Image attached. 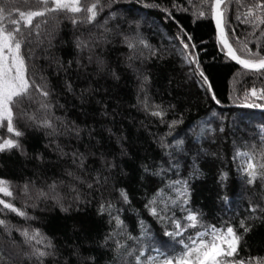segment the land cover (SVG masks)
<instances>
[{
	"label": "trees",
	"instance_id": "obj_1",
	"mask_svg": "<svg viewBox=\"0 0 264 264\" xmlns=\"http://www.w3.org/2000/svg\"><path fill=\"white\" fill-rule=\"evenodd\" d=\"M2 2V0H0ZM200 0H119L115 6L116 10L123 14L128 20H133L139 24L140 34L147 40L148 44L157 49L155 56L148 57V50H145V59H127L133 53L122 43L119 38L111 39L108 43L102 44L94 49L100 55L106 70L97 73L96 63H87L88 53H83V63L87 65V75L84 70L79 72L75 66L77 53L73 45V36L80 31H85L83 26H74L68 19H62L58 23L49 21L47 27L54 32L50 46L49 41L44 40L39 44L33 35V43L28 44L23 49V54L29 57V79L34 84H45L54 89L51 102L55 116L66 118L69 122L75 121L82 128L87 125L93 129L94 135L91 144L95 145L94 151H107L108 159L115 157L117 168L112 170L114 181L104 189L91 191L84 186L81 187V201L77 207L73 204L72 211L61 212L58 206H53L51 200L41 199L36 201V207H32L29 200L26 206L31 219L17 216L10 211L5 217L0 214V219L7 218L12 225L17 227H32L40 229L48 236L55 238V243L60 248V264L69 255L70 247L81 243L85 236L88 241L83 243L82 251L84 255H96L97 264H106V256L103 250L93 240H99L104 233L109 230L108 215L97 214V207L104 199H112L118 195L112 191V183L116 188L126 187L129 189L131 204L122 205L116 202L117 208H123L120 215L128 226V230L134 236L140 235L139 221H144V226L153 234L162 235V225L158 224L147 209L144 208L145 194L149 197L152 193L166 183L168 180H177L189 175V164L192 156L189 155L187 162L179 160V166L168 172L161 180L160 177H153L147 182L140 180L142 163L159 165L163 163L161 157L167 160L160 149L157 137L166 131V124L160 123V118L146 112L139 100H143L147 94L149 105L162 104L174 105V110H167L165 120L181 119L182 123L176 126V131L181 135L199 121L212 123L218 128L221 123L225 127L223 134L217 132L215 141L202 139L200 143L207 149L202 152L196 161L199 165L201 175L190 181L192 188L190 206L193 210L202 213V223L204 226L215 224L220 226L224 222L231 223L238 232H243L239 227L240 221L251 215L248 208L249 202L264 203V178H257L253 185L247 184L248 177L240 171V166H246L244 159L249 154H255L257 158L264 152V112L260 108H241L242 104H233L229 100L237 96L241 98L245 90L256 88L264 89V72H251L236 66L220 52L216 32L210 17L202 18L194 16ZM175 3L177 7H172ZM225 22L226 35L230 36V43L234 47L240 48L245 41L253 51H259L258 42L264 45V36H261L259 29L252 32V26L241 23L236 16L243 13L245 9L240 8L237 12L235 0L226 1ZM23 7H35V0H31V5H25L20 0ZM160 4L163 8H168L171 17L161 11V8L146 6ZM188 9L184 11L183 9ZM127 28V25H124ZM135 27V25H134ZM183 27L185 31L195 37L193 43L197 46V56L202 66L208 70L214 91L222 103L215 104L210 96H206L204 90L197 82L195 75H190L189 65L183 62L179 54L181 45L176 39L178 28ZM186 39V37H185ZM195 51V50H194ZM73 60L71 69L65 72L60 68L62 62L65 67L68 61ZM131 65V66H130ZM194 68L195 65L193 64ZM111 70H115L119 79L113 78ZM143 76H147L143 90L140 88ZM70 79L74 92H66L64 83ZM91 88V93H85L81 98L83 89ZM32 95L37 104L28 106L27 103L16 109L31 113L37 108L38 103L43 99L40 92L35 88ZM63 105V107H60ZM108 115H103L104 111ZM218 113L213 117L211 113ZM38 116L43 115L42 111L37 112ZM220 116L224 120H220ZM18 127H25L24 118L18 119ZM107 129H111L110 133ZM7 135L6 127L0 128V136ZM175 136V133H173ZM123 139L128 148L127 155H120V145L118 139ZM53 137L46 135L43 129L28 128L26 135L22 138L23 149L21 151L11 150L0 152V177L11 181L17 197L12 202L17 207L24 206L26 197L20 193L19 186L27 180H34L37 187L51 183L52 179L63 176L62 169L65 165L57 162V154L53 151L55 145L49 142ZM56 141L64 147L65 151L72 148H79L84 151L89 144L87 128L82 133V139L76 140L74 137H55ZM171 143L172 137H167ZM200 144L192 141L189 147H199ZM241 152V161L235 155L237 150ZM39 153L43 159L37 160ZM91 163V159L88 161ZM165 168L167 165L165 164ZM124 174H122V171ZM220 171L228 173L225 187L221 189L217 183V176ZM171 192L167 189L164 195ZM63 195H75L69 193L66 187L61 189ZM227 196L228 200L220 197ZM10 199L11 198H5ZM65 203H68L65 200ZM2 208V205H0ZM173 211L177 217L181 215L179 208ZM113 215H116L113 212ZM114 224V222H113ZM203 231L200 225L195 229ZM188 235L193 236L191 229ZM21 239L20 234L14 229L7 235L0 228V255L5 257L0 264H32L25 259L21 252L19 243L13 244L10 241ZM67 245V246H66ZM179 250L178 248L176 249ZM148 255L155 256L154 251H149ZM240 256L248 258L251 256L264 257V222H256L250 232L244 234ZM146 259V257H145ZM46 264H55L52 259H48ZM71 264H76L75 257L71 258ZM255 264V262H253Z\"/></svg>",
	"mask_w": 264,
	"mask_h": 264
},
{
	"label": "snow or ice",
	"instance_id": "obj_2",
	"mask_svg": "<svg viewBox=\"0 0 264 264\" xmlns=\"http://www.w3.org/2000/svg\"><path fill=\"white\" fill-rule=\"evenodd\" d=\"M143 2V0H138ZM25 5H31V0H23ZM119 0H35V7H23L20 0H2L0 2V128L6 127L7 135L0 136V152L18 150L26 154L22 145V138L26 135L28 128L43 129L46 135L53 137L50 145H55L53 151L57 154V162L65 165L62 169L65 179L56 177L51 183L37 187L34 180H27L20 188V193L26 197L24 206L17 207L12 201L16 199L17 193L14 190L11 181L0 177V214L7 216V212L15 213L17 216L27 219L29 217L26 206L31 200L32 207L38 206L36 201L41 199L51 200L53 206H58L61 212L68 213L72 211L73 204L77 207L81 201V185L91 191L96 188L103 190L105 186L114 181L112 170L118 166L115 163V157L108 159L107 151H94L95 145L91 144V138L94 131L84 125L82 128L75 121L69 122L66 118L55 116L51 97L54 89L47 83L34 84L29 79L28 59L23 54L26 45L33 43L35 34L39 44L44 40L49 41V46L54 32L47 25L49 21L59 22L62 19H68L74 26H83L85 31H80L78 35L73 36V45L77 53L75 66L79 72L84 70L87 75V65L83 61V53L87 51V63H96L97 73L106 70L107 66L103 58L96 54L94 49L102 44L108 43L111 39L119 38L126 44L127 48L133 53L127 57L129 61L133 58L145 59L144 52L148 50V57L155 56L157 49L151 47L147 40L139 32V24L136 21L128 20L123 14L116 10ZM191 4V0H189ZM237 12L243 7L245 11L236 16L241 23L252 26V32L260 30L261 36H264V0H235ZM161 8L162 12L171 17L168 8L161 7L160 4L146 5ZM172 7H177L175 3ZM228 4L226 0H200L199 6L194 12V16L202 18L210 17L215 23L216 40L220 52L223 55L241 65L244 69L264 72V45L258 42L259 51H253L248 47L247 41L236 48L230 43V36L226 35L225 14ZM187 11L188 9H183ZM127 25V28L124 27ZM135 25V27H134ZM186 37V39H185ZM176 39L179 40L181 49L179 51L183 62L189 65L190 75H195L200 87L204 90L206 96H210L215 104L220 105L221 99L214 91V85L211 81L208 70L202 66L197 56V46L193 43L195 37L185 31L183 27L178 28ZM195 50V51H194ZM60 68L68 72L73 64V60L68 61L67 67L62 62ZM195 65L193 68L192 65ZM131 66V65H130ZM111 75L115 79L119 76L115 70H111ZM147 76H143L140 84L141 90L145 87ZM66 92H74L71 80L64 83ZM35 88L40 92L43 98L37 105V108L31 113L24 110L19 114L16 109L27 103L28 106L37 104L32 95ZM91 88L83 89L81 98L85 93H91ZM233 104H242L248 108L264 109V89L245 90L243 97L237 96L235 99L229 96ZM144 110L150 115L159 117L161 124H166V131L157 137L161 152L167 156L163 163L157 165L142 163L140 180L149 181L153 177H160L161 180L168 172L179 166V160L186 162L189 155L192 156V162L189 164V175L177 180H168L162 183V186L149 197L145 194L144 208L155 218L158 224L162 225V235L157 236L144 226V221L140 220L141 227L139 237L134 236L128 230V226L121 218L123 208H117L116 202L122 205L131 204L129 189L126 187L116 188L112 183V191L117 192L115 202L112 199H104L97 207V214L108 215L109 230L104 233L99 240H93L91 243L103 250L104 254L110 257L106 259V264H264V257L251 256L244 258L240 256V250L243 244V236L250 232L256 222H264V203L249 202L248 208L251 215L240 221L239 227L243 232H238L236 228L228 222L222 223L219 227L215 224L204 226L202 223V213L193 210L190 206L192 188L191 180L197 179L202 173L196 161L200 158L202 152L207 149L200 143L202 139L215 141V134H223L225 127L223 123L218 128L213 127L212 123L199 121L193 124L188 131L183 133V137L177 139L181 133L176 131V126L182 123L181 119L165 120L167 110H174V105L152 104L149 105L147 94L143 100L138 99ZM63 107V105H60ZM42 111L43 115L38 116L37 112ZM103 115L107 116L105 110ZM216 117L218 113H211ZM24 118L25 127H18V119ZM223 121L224 117L220 116ZM87 128L89 135V144L84 151L79 148H72L71 151H65L55 139V137L65 136L82 139V133ZM110 133L111 129H107ZM175 133V136L173 135ZM167 137H172L171 143ZM192 141L200 144L199 147H189ZM120 145V155H127L128 148L123 139H118ZM237 157L241 155L238 149L235 153ZM37 160L43 157L37 153ZM91 159V163H89ZM165 164L167 168H165ZM122 171V170H121ZM240 171L248 177L247 184L253 185L254 181L264 178V152L257 158L255 154H249L246 160V166L241 165ZM122 174L123 171H122ZM228 173L220 171L217 176V183L221 189L225 187V181ZM66 187L69 193L75 195H63L61 189ZM170 189L171 192L165 196L164 192ZM5 198H11L5 199ZM222 200H228L229 197H220ZM264 199V198H262ZM65 200L68 203H65ZM179 208L181 215L179 218L173 211ZM113 212L116 215H113ZM114 222V224H113ZM203 227V231H196L197 226ZM0 228L7 235L13 229L20 234L19 241H10L13 244L21 245L20 252L22 256L31 261L32 264H46L48 259H52L55 264H60L62 252L55 243V238L43 233L40 229L32 227H17L12 225L7 218L0 219ZM191 229L193 236L188 235ZM88 241L85 236L80 244L70 247L69 255L64 258L63 264H71V258L75 257L76 264H97L96 255H84L82 251L83 243ZM67 246V245H66ZM179 249L178 251L176 249ZM149 251H154L155 256L148 255ZM146 257V259H145ZM5 257L0 255V261Z\"/></svg>",
	"mask_w": 264,
	"mask_h": 264
},
{
	"label": "water",
	"instance_id": "obj_3",
	"mask_svg": "<svg viewBox=\"0 0 264 264\" xmlns=\"http://www.w3.org/2000/svg\"><path fill=\"white\" fill-rule=\"evenodd\" d=\"M226 1H228V0H226ZM212 24H213V26H214V29H215V23H214V21H212ZM215 32H216V29H215ZM230 60V59H229ZM230 61H232V60H230ZM236 66H238V67H240L241 69H244L241 65H239V64H237L235 61H232ZM244 70H247V71H251V72H258V71H255V70H248V69H244ZM239 107H241V108H247V107H245V106H239ZM261 112H264V109H259Z\"/></svg>",
	"mask_w": 264,
	"mask_h": 264
},
{
	"label": "rangeland",
	"instance_id": "obj_4",
	"mask_svg": "<svg viewBox=\"0 0 264 264\" xmlns=\"http://www.w3.org/2000/svg\"><path fill=\"white\" fill-rule=\"evenodd\" d=\"M240 157H238L237 159L239 160Z\"/></svg>",
	"mask_w": 264,
	"mask_h": 264
}]
</instances>
